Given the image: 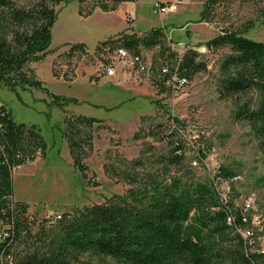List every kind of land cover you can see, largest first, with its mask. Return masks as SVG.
Wrapping results in <instances>:
<instances>
[{
    "label": "rangeland",
    "instance_id": "374dc122",
    "mask_svg": "<svg viewBox=\"0 0 264 264\" xmlns=\"http://www.w3.org/2000/svg\"><path fill=\"white\" fill-rule=\"evenodd\" d=\"M77 1L79 13L80 8L86 10L95 4V0ZM157 1L138 0L136 20H125L130 30L136 26L137 32L130 33L139 36L164 27L167 41L179 57L188 50L198 52L207 71L197 73L185 85L179 86L176 81L154 83L163 59L154 48L143 50L145 70L139 64L122 66L115 76L102 78L100 66L113 60L117 50L96 51V45L93 49L86 46L84 53L69 54L75 45L69 43H51L45 60L29 65L46 91L12 90L0 84V105L9 108L17 122L37 125L49 146L45 158L13 171L14 199L30 205L24 216L28 232L12 249L16 258L33 251L46 253L53 227L65 215L124 195L134 185L125 181L123 173L143 176L163 172L165 177L184 183H209L220 167L238 174L233 180L217 181L221 194L239 208L252 200L246 212L252 220L251 251L264 252V149L250 125L235 118L240 105L255 106L258 96L251 90L221 98L217 89L220 64L231 49H210L207 45L224 31L241 32L264 42V0H216L208 9V0H159L174 7L164 15L154 9ZM61 4L64 2L55 5V10ZM83 26L85 33H93L87 24ZM50 93L75 98L78 103H68L61 109L50 104ZM71 115L95 117L105 126L94 127L92 148L83 155L85 172L74 166L68 143L59 130L65 128V119ZM172 116L180 124L174 126ZM177 142L184 146V158L180 164H171L168 158ZM136 161L141 163L136 165ZM72 264L117 263L111 257L86 252Z\"/></svg>",
    "mask_w": 264,
    "mask_h": 264
},
{
    "label": "trees",
    "instance_id": "16d2710c",
    "mask_svg": "<svg viewBox=\"0 0 264 264\" xmlns=\"http://www.w3.org/2000/svg\"><path fill=\"white\" fill-rule=\"evenodd\" d=\"M62 1L67 4L72 0L28 3L0 0V84L12 90H47L29 65L45 60L57 19L54 7ZM128 1L134 0H95L86 10L80 8V14L88 16L96 7L114 11L120 3ZM214 3L216 0H208L205 9ZM207 45L210 49L226 46L231 49L220 64L217 89L221 98L251 90L257 93V105H240L235 118L250 125L264 149V42L247 38L241 32L224 31ZM151 48H158L163 58L154 79L156 84L166 83L173 74L190 81L197 73L207 71V64L198 59L197 51L188 50L180 57L173 52L164 27L153 28L144 36L122 32L98 43L96 51L125 49L135 57H142L143 50ZM71 50L69 54L84 53L86 45L78 43ZM49 95L52 96L50 104L61 109L68 103H78L75 98ZM157 104L168 112L165 106ZM101 121L71 115L65 119V128H59L68 143L73 164L80 172L87 170L83 155L92 148L95 125L105 127ZM171 121L174 126L180 124L175 116ZM48 150L37 125L17 122L11 110L0 105V234L3 235L0 264H72L86 252L111 257L117 264L264 263V252H252L251 245L238 231L251 226L250 218L242 207L218 190L217 181L238 176L226 167H220L214 181L209 183H184L179 178L165 177L163 172L143 176L123 173L125 181L134 185L124 195L65 215L56 221L46 253L33 251L16 258L12 249L28 232L24 216L30 205L14 199L13 171L45 158ZM183 158L184 146L174 143L169 163L180 164Z\"/></svg>",
    "mask_w": 264,
    "mask_h": 264
},
{
    "label": "crops",
    "instance_id": "0c3cea01",
    "mask_svg": "<svg viewBox=\"0 0 264 264\" xmlns=\"http://www.w3.org/2000/svg\"><path fill=\"white\" fill-rule=\"evenodd\" d=\"M137 1L122 2L114 11H103L96 7L88 17L80 15L77 0L59 5L56 9L57 19L52 29V45L83 43L93 49L99 42L109 37L122 32H137L136 26H133L134 30H130L125 20L127 9L136 10ZM72 5L76 8H71ZM85 24L92 28L91 35L84 32ZM95 29H97L96 32Z\"/></svg>",
    "mask_w": 264,
    "mask_h": 264
},
{
    "label": "built area",
    "instance_id": "2783aa9c",
    "mask_svg": "<svg viewBox=\"0 0 264 264\" xmlns=\"http://www.w3.org/2000/svg\"><path fill=\"white\" fill-rule=\"evenodd\" d=\"M154 9L157 10L160 14L164 15V13H168L169 10L174 9L173 5H163L161 1H157L153 5ZM126 20L128 22H134L136 20V12L132 9L126 12ZM158 49V48H156ZM135 64L140 65L141 70H145L147 67L144 63H142V57H135L133 56L129 51L125 49H119L117 50V54L113 60L108 59L105 63H103L99 68V76L102 78H109L116 75L120 67H133ZM169 81L172 82H178V85H185L188 83L189 80H187L184 77H179L177 74H173L171 79ZM168 81V82H169ZM218 186V185H217ZM225 197V196H223ZM252 207V200L248 199L244 202V205L242 206L243 211L246 213L249 211V209ZM246 220V219H245ZM251 220V218H250ZM231 221V219H230ZM252 222V220H251ZM241 236L247 240V242L252 246V237L253 233L249 229V227L245 229H238ZM3 239V235L0 234V240Z\"/></svg>",
    "mask_w": 264,
    "mask_h": 264
}]
</instances>
